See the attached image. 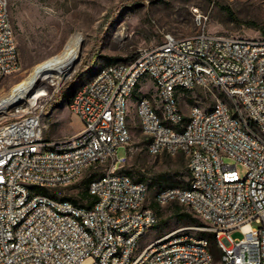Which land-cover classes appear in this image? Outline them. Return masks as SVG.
I'll return each mask as SVG.
<instances>
[{
    "label": "built area",
    "instance_id": "obj_1",
    "mask_svg": "<svg viewBox=\"0 0 264 264\" xmlns=\"http://www.w3.org/2000/svg\"><path fill=\"white\" fill-rule=\"evenodd\" d=\"M194 15L196 33H167L80 84L68 101L82 124L75 134L45 138L39 106L17 107L0 125V264H264V36L211 32L209 16ZM20 67L9 2L0 0V84ZM196 87L227 98L215 93L211 107L196 103L185 116L180 94ZM134 95L149 152L189 158L188 185L163 188L156 201L190 207L219 257L208 237L188 232L142 244L158 215L148 183L117 154L131 140ZM92 175V205L49 192Z\"/></svg>",
    "mask_w": 264,
    "mask_h": 264
},
{
    "label": "rangeland",
    "instance_id": "obj_2",
    "mask_svg": "<svg viewBox=\"0 0 264 264\" xmlns=\"http://www.w3.org/2000/svg\"><path fill=\"white\" fill-rule=\"evenodd\" d=\"M11 18L18 41L21 67L8 75L0 84V98L24 78L39 62L61 52L71 36H84L83 53L72 75L50 96L42 100L40 114L45 125V138L59 139L78 132L81 120L68 105L76 88L91 79L103 66L130 61L140 48L157 46L165 34L187 36L198 31L194 12L199 9L209 16L211 32L236 37L260 38L264 36V0H8ZM231 12L237 17L235 20ZM150 85L145 86L147 88ZM214 91V92H213ZM210 91L196 87L180 94V108L189 116L191 107L200 103L209 108L218 97L227 98L220 89ZM27 108V101L18 108ZM13 118L8 112L0 113V125ZM129 120L131 140L117 150L119 158H126L125 168H132L133 177H143L149 185L147 204L158 215V223L144 236L145 245L162 235L188 232L201 236L203 230L194 221L204 223L190 207L177 201L160 204L157 193L166 187L186 186L190 174L189 158L179 152L152 154L149 139L143 133L136 114V95L130 100ZM227 162L235 163L227 158ZM241 176L245 167L237 163ZM84 176L76 184L55 189L57 197L80 198ZM51 194L54 191H49ZM177 206L180 210L177 211ZM253 226L258 227L257 223ZM236 239L243 237L240 229L232 231ZM216 255H221L214 244ZM86 264L88 261L85 262Z\"/></svg>",
    "mask_w": 264,
    "mask_h": 264
},
{
    "label": "bare ground",
    "instance_id": "obj_3",
    "mask_svg": "<svg viewBox=\"0 0 264 264\" xmlns=\"http://www.w3.org/2000/svg\"><path fill=\"white\" fill-rule=\"evenodd\" d=\"M83 46L84 36L75 33L61 52L34 65L24 78L0 98V113L8 112L13 115L23 101H27V108L24 110L40 106L43 98L58 91L72 75L81 60Z\"/></svg>",
    "mask_w": 264,
    "mask_h": 264
},
{
    "label": "trees",
    "instance_id": "obj_4",
    "mask_svg": "<svg viewBox=\"0 0 264 264\" xmlns=\"http://www.w3.org/2000/svg\"><path fill=\"white\" fill-rule=\"evenodd\" d=\"M231 15L233 16V18L235 19V20H238L237 19V17H235V15L233 14V12H231ZM127 173H129V174H131V175H133V170H132V168H125L124 169ZM190 174V173H189ZM93 175L91 176V177H89V178H86L85 179V182H84V189H83V192H82V194H81V196H80V199H82V200H88V205H92L93 204V202L95 201V198L89 193V190H88V185H89V182L93 179ZM144 178L143 177H140L139 179H137V180H140V181H142ZM189 183V182H188ZM188 183H187V185H188ZM172 186H175V185H172ZM162 190V189H161ZM43 192H45V193H47V190H43ZM53 195H56V192H54V193H52ZM178 202V201H177ZM154 209L156 210L157 208L156 207H154ZM181 208H180V206H177V208H176V210L177 211H179ZM194 219V221L196 222V223H198L200 226H203L204 225V223L203 222H201L200 220H198V219H196V218H193ZM199 237H208L212 242H213V245L215 244V240H216V238H215V235L213 234V233H210V232H203L202 233V235L201 236H199Z\"/></svg>",
    "mask_w": 264,
    "mask_h": 264
}]
</instances>
